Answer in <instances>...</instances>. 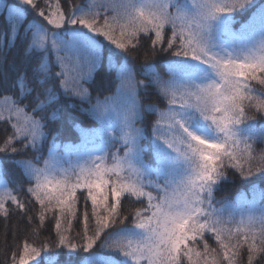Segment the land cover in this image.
Here are the masks:
<instances>
[{"label":"snow or ice","instance_id":"obj_1","mask_svg":"<svg viewBox=\"0 0 264 264\" xmlns=\"http://www.w3.org/2000/svg\"><path fill=\"white\" fill-rule=\"evenodd\" d=\"M0 129L4 264H264V0H0Z\"/></svg>","mask_w":264,"mask_h":264},{"label":"trees","instance_id":"obj_2","mask_svg":"<svg viewBox=\"0 0 264 264\" xmlns=\"http://www.w3.org/2000/svg\"><path fill=\"white\" fill-rule=\"evenodd\" d=\"M74 2L82 3L84 2V0H74ZM16 55H17L16 51L13 50V52L9 54V61H11L12 58L15 57ZM141 60H142V55H141ZM103 78H104V72L101 71L97 75L96 81L93 84L88 85L92 89L94 96L101 92H104L106 94V89L101 86L102 81L106 84V81H104ZM152 99L155 100V102H157L158 104H160L161 108L164 107V104L161 103L155 96H153ZM81 119L87 120L86 117H81ZM151 119H155V116H152ZM62 126H64L62 122L57 124V127H62ZM3 134H4L3 130L0 129V137H2ZM77 136H78V133H76L72 129H68V131L64 135H62V139L65 141L71 140L73 142H76ZM254 149L257 153L264 150V142L257 140L256 143L254 144ZM4 168L6 171L5 179L20 177L19 169L15 168V166L12 165L10 162L5 161ZM253 179H255V177H253ZM247 187L248 185L241 183L240 179L237 177L234 182H228V183L222 184L220 190L217 191L216 193V198L222 199L225 196L234 197L237 190L247 189ZM261 187H264V185H261ZM17 226H19L21 229L27 228V225L22 220H20L17 216H11L7 221H5L2 217H0V264H4L6 255H9L11 252V246L13 244L11 233ZM73 229L74 231L80 230V225L78 222L73 223ZM42 234L43 236L54 237V224L46 222V225H45V228ZM20 235L22 236L23 232H21ZM5 240H7V245H5ZM208 243L210 246L216 247V244L214 243L212 239H209Z\"/></svg>","mask_w":264,"mask_h":264},{"label":"rangeland","instance_id":"obj_3","mask_svg":"<svg viewBox=\"0 0 264 264\" xmlns=\"http://www.w3.org/2000/svg\"><path fill=\"white\" fill-rule=\"evenodd\" d=\"M217 200H219V199H217Z\"/></svg>","mask_w":264,"mask_h":264}]
</instances>
